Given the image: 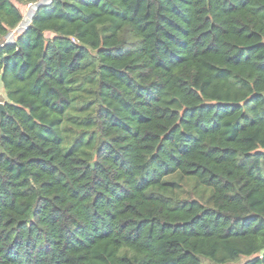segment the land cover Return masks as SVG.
I'll use <instances>...</instances> for the list:
<instances>
[{"label":"trees","instance_id":"trees-1","mask_svg":"<svg viewBox=\"0 0 264 264\" xmlns=\"http://www.w3.org/2000/svg\"><path fill=\"white\" fill-rule=\"evenodd\" d=\"M0 85V264H264V0H0Z\"/></svg>","mask_w":264,"mask_h":264},{"label":"rangeland","instance_id":"rangeland-1","mask_svg":"<svg viewBox=\"0 0 264 264\" xmlns=\"http://www.w3.org/2000/svg\"><path fill=\"white\" fill-rule=\"evenodd\" d=\"M49 0H39L40 3H46ZM21 13H22V21L20 25L9 32V34L5 37L6 41H12L17 34H19L22 28L29 22V18L35 9V5L29 4H17ZM48 35V34H47ZM5 95L4 91L0 85V103H4ZM189 178V177H188ZM185 176H179L178 173L168 176L167 179L176 182L178 186V194L181 198L187 197H195L196 199L200 200L201 202L206 203V199L208 197V193L210 191L209 188L203 187L201 185H196L191 180L192 178L188 179ZM245 261V258H241L237 262L226 263V264H242ZM200 264H214L211 261L201 258Z\"/></svg>","mask_w":264,"mask_h":264},{"label":"water","instance_id":"water-1","mask_svg":"<svg viewBox=\"0 0 264 264\" xmlns=\"http://www.w3.org/2000/svg\"><path fill=\"white\" fill-rule=\"evenodd\" d=\"M5 111V108H4V103H0V119H1V115L2 113Z\"/></svg>","mask_w":264,"mask_h":264},{"label":"built area","instance_id":"built-area-1","mask_svg":"<svg viewBox=\"0 0 264 264\" xmlns=\"http://www.w3.org/2000/svg\"><path fill=\"white\" fill-rule=\"evenodd\" d=\"M28 4H29V5H34L35 3H28ZM29 19H30V18H29ZM27 24H28V23H27ZM27 24L22 28L21 31H23V30L26 28ZM19 25H20V24H19ZM19 25H18V26H19ZM18 26H17V27H18ZM17 27H16V28H17ZM16 28H14V29H16ZM14 29H13V30H14Z\"/></svg>","mask_w":264,"mask_h":264}]
</instances>
